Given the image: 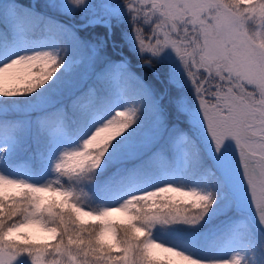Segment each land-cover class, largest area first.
<instances>
[{
    "label": "snow or ice",
    "instance_id": "snow-or-ice-1",
    "mask_svg": "<svg viewBox=\"0 0 264 264\" xmlns=\"http://www.w3.org/2000/svg\"><path fill=\"white\" fill-rule=\"evenodd\" d=\"M0 264H264V0H0Z\"/></svg>",
    "mask_w": 264,
    "mask_h": 264
},
{
    "label": "rangeland",
    "instance_id": "rangeland-1",
    "mask_svg": "<svg viewBox=\"0 0 264 264\" xmlns=\"http://www.w3.org/2000/svg\"><path fill=\"white\" fill-rule=\"evenodd\" d=\"M5 6H6V5H5ZM113 219L119 221V220H123V219H125V218L123 217L122 214H116V215L113 217ZM29 231H31V232H33V233H36V234H38V235H40V236H43V235H44L43 233H40L39 229H37V228L29 229ZM160 255L162 256L163 254L161 253Z\"/></svg>",
    "mask_w": 264,
    "mask_h": 264
},
{
    "label": "trees",
    "instance_id": "trees-1",
    "mask_svg": "<svg viewBox=\"0 0 264 264\" xmlns=\"http://www.w3.org/2000/svg\"><path fill=\"white\" fill-rule=\"evenodd\" d=\"M18 2L21 4H27L28 0H18ZM81 22H83V21H74V23H77V24H80Z\"/></svg>",
    "mask_w": 264,
    "mask_h": 264
},
{
    "label": "water",
    "instance_id": "water-1",
    "mask_svg": "<svg viewBox=\"0 0 264 264\" xmlns=\"http://www.w3.org/2000/svg\"><path fill=\"white\" fill-rule=\"evenodd\" d=\"M83 23V22H82Z\"/></svg>",
    "mask_w": 264,
    "mask_h": 264
}]
</instances>
